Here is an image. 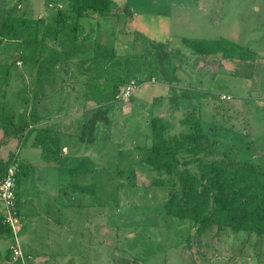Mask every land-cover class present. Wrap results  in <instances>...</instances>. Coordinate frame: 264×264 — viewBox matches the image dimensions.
Here are the masks:
<instances>
[{
	"label": "rangeland",
	"instance_id": "374dc122",
	"mask_svg": "<svg viewBox=\"0 0 264 264\" xmlns=\"http://www.w3.org/2000/svg\"><path fill=\"white\" fill-rule=\"evenodd\" d=\"M115 1L116 13L67 33L75 0H0V165L18 155V188L36 197L21 205L31 259H15L0 230V264H264L256 235L191 237L190 223L166 215L167 190L150 185L139 148L155 116L172 134L197 116L214 154L264 169V0ZM183 37H224L256 54L203 56Z\"/></svg>",
	"mask_w": 264,
	"mask_h": 264
},
{
	"label": "trees",
	"instance_id": "16d2710c",
	"mask_svg": "<svg viewBox=\"0 0 264 264\" xmlns=\"http://www.w3.org/2000/svg\"><path fill=\"white\" fill-rule=\"evenodd\" d=\"M116 5L115 0H75L72 9L76 15L63 25L65 31L77 32L83 17L97 15L98 18L116 13L114 10ZM58 18L60 22V14ZM12 21L11 14L5 18L3 27L9 29L2 33V36L5 37L11 32L14 22ZM34 22L36 23L37 19ZM182 41L200 55L221 54L222 57L245 60L253 58L256 54L224 37L219 39L183 37ZM2 57L0 56V59ZM133 85L135 89L129 100L136 91L135 83ZM117 97L123 102L128 101L119 93ZM28 123L33 124L31 121ZM182 123L188 125V129L179 134H172L169 124L163 118L155 116L151 119L149 143L145 147H139L142 150V162L149 167L147 172L151 180L150 185L167 190L163 206L165 214L190 223V228H195L191 237L198 235L204 237L214 229L217 237L225 235L224 232H230L236 238L238 235L248 240L256 235L264 241V169L253 161L234 158L225 150L220 155L214 154L210 147L214 149L218 142L208 141L201 118L187 117L182 119ZM208 131L214 135L216 129L210 126ZM50 149L47 151H51ZM13 160L18 162L16 174L18 189L25 165L18 155ZM13 160L0 165V176L6 174ZM17 194V210L22 216L23 227L25 215L21 211L20 192L17 191ZM6 229H8L6 225L0 224V230ZM191 237H187L189 245ZM28 256L30 257L24 253L23 263Z\"/></svg>",
	"mask_w": 264,
	"mask_h": 264
},
{
	"label": "built area",
	"instance_id": "2783aa9c",
	"mask_svg": "<svg viewBox=\"0 0 264 264\" xmlns=\"http://www.w3.org/2000/svg\"><path fill=\"white\" fill-rule=\"evenodd\" d=\"M134 83H130L121 89L120 95L128 99L131 93L134 91ZM228 97V96H224ZM230 97V96H229ZM13 162L7 168V172L4 176H0V209L2 210V218L0 224H4L8 227L6 229L13 239V247L11 254L15 259L24 258V252L21 246L19 231L21 228L22 216L17 210V169L18 162Z\"/></svg>",
	"mask_w": 264,
	"mask_h": 264
},
{
	"label": "crops",
	"instance_id": "0c3cea01",
	"mask_svg": "<svg viewBox=\"0 0 264 264\" xmlns=\"http://www.w3.org/2000/svg\"><path fill=\"white\" fill-rule=\"evenodd\" d=\"M203 56H206V55H203ZM27 175V170L25 169V171H24V174H22L21 175V177H20V181H19V186L21 185V179H23V177L24 176H26ZM32 175V173H30L29 174V176L28 177H30ZM29 189V188H28ZM18 191L20 192V201H21V205H22V203H25V204H27V203H29V201L30 200H34V198H36V197H34V195L32 194V192H31V190L29 189V192L26 194V195H23L22 193H21V190L18 188ZM37 202V201H36ZM29 206H31L32 207V204L31 203H29ZM21 211H22V207H21ZM25 214H26V212H25ZM24 213H23V215H25ZM27 215V214H26ZM25 217V216H24ZM28 255H30V258L29 259H31V257H32V255L29 253ZM10 255L7 257V261L9 262L10 260ZM27 262V261H26Z\"/></svg>",
	"mask_w": 264,
	"mask_h": 264
}]
</instances>
